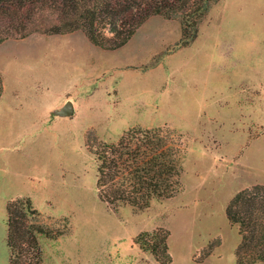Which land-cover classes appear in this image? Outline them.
<instances>
[{
    "label": "rangeland",
    "instance_id": "1",
    "mask_svg": "<svg viewBox=\"0 0 264 264\" xmlns=\"http://www.w3.org/2000/svg\"><path fill=\"white\" fill-rule=\"evenodd\" d=\"M180 20L154 15L116 49L80 30L0 44V264L6 202L31 198L57 238L44 264H162L135 242L168 231L165 264H236L226 207L264 184V0H219L180 44ZM70 100V116L53 111ZM168 127L181 142V188L137 209L100 200L88 143L132 126ZM264 264V263H261Z\"/></svg>",
    "mask_w": 264,
    "mask_h": 264
},
{
    "label": "trees",
    "instance_id": "2",
    "mask_svg": "<svg viewBox=\"0 0 264 264\" xmlns=\"http://www.w3.org/2000/svg\"><path fill=\"white\" fill-rule=\"evenodd\" d=\"M219 0H0V44L32 33L68 34L82 31L104 49L124 45L149 17L180 20V44L198 33V26ZM3 89L0 73V95ZM181 142L171 128L132 126L116 141L97 138L88 143L96 161V188L100 200L116 208L127 204L137 209L152 200L174 196L181 188ZM8 264H44L39 234L57 238L62 231L49 230L28 196L6 202ZM236 224L240 241L236 264L264 263V184L237 191L226 207ZM168 231H144L135 242L165 264L171 260Z\"/></svg>",
    "mask_w": 264,
    "mask_h": 264
},
{
    "label": "water",
    "instance_id": "3",
    "mask_svg": "<svg viewBox=\"0 0 264 264\" xmlns=\"http://www.w3.org/2000/svg\"><path fill=\"white\" fill-rule=\"evenodd\" d=\"M74 112V105L70 100L65 101L62 107L57 108L53 111L54 114L61 116H70Z\"/></svg>",
    "mask_w": 264,
    "mask_h": 264
}]
</instances>
